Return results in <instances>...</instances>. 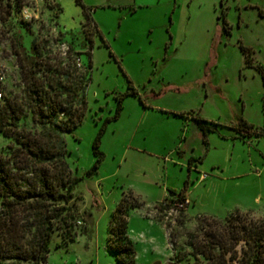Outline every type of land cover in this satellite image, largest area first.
<instances>
[{
  "label": "rangeland",
  "instance_id": "obj_1",
  "mask_svg": "<svg viewBox=\"0 0 264 264\" xmlns=\"http://www.w3.org/2000/svg\"><path fill=\"white\" fill-rule=\"evenodd\" d=\"M80 2L0 0V104L15 99L19 118L14 131L0 135V155L21 189L28 187L30 163L15 138L41 131L25 100L24 66L37 63V76L59 70L62 82L64 74L70 83L78 74L89 76L82 120L64 136L65 162L77 180L71 202L78 217L71 223L72 241L51 234L45 264H115L108 225L127 193L134 198L126 218L134 264H200L203 258L187 244L196 236L200 248L209 246L204 234L211 220L235 212L264 219V136L242 142L231 138L235 132L227 126L237 118L258 130L264 126V87L255 67H264V0ZM22 6L36 18L19 20ZM83 8L96 29L92 36ZM220 12L229 34L216 19ZM238 44L252 50L250 66ZM128 83L138 96H125L113 120ZM181 113L218 123L207 145L197 124ZM100 130L102 158L87 176ZM191 153L201 161L189 172ZM184 183L187 214L159 205L163 194L178 193Z\"/></svg>",
  "mask_w": 264,
  "mask_h": 264
},
{
  "label": "trees",
  "instance_id": "obj_2",
  "mask_svg": "<svg viewBox=\"0 0 264 264\" xmlns=\"http://www.w3.org/2000/svg\"><path fill=\"white\" fill-rule=\"evenodd\" d=\"M81 5L80 0H74ZM82 6V5H81ZM84 22H89L92 32L95 26L90 22L88 11L83 8ZM224 34H229L230 26L225 20V14L220 12L216 18ZM87 43L92 46L89 38ZM244 58V66H250L252 50L238 44ZM37 63L29 62L22 72V84L28 108L40 128L37 134H21L15 138L19 146L18 153L30 163L28 187L17 186V178L10 169L8 159L0 155V263L5 264H45L48 253V243L54 231L62 241H72V225L78 217L71 202L76 179L70 177L65 162L66 145L64 136L71 132L82 120L85 110V87L89 81L88 72L72 77L59 70L48 71L37 76ZM256 70L262 78L264 87V67L256 65ZM90 69V61L87 65ZM125 96L137 97L136 90L128 83L126 91L119 95L113 120L122 109ZM15 99H3L0 104V135L6 136L16 129L17 104ZM61 115V118H58ZM203 142L207 133L214 131L218 123L209 122L195 114ZM241 141L264 136V126L258 130L242 118L229 125ZM99 131L92 143V153L95 163L89 176L95 170L102 158L98 151ZM194 161L188 159L187 165ZM186 183L178 192H169L159 203L168 207L174 201H182L185 197ZM130 193L123 194L117 203L108 225L107 247L115 254V264H134V251L127 237L126 218L128 209L134 208ZM178 211V212H184ZM211 229L204 234L209 246H198L196 236H191L188 246L193 252L203 258L200 264H264V219L248 218L247 213H231L222 221L211 220ZM30 236V240L28 237ZM241 243V244H239ZM236 249V247H238ZM181 258H176L179 261Z\"/></svg>",
  "mask_w": 264,
  "mask_h": 264
},
{
  "label": "built area",
  "instance_id": "obj_3",
  "mask_svg": "<svg viewBox=\"0 0 264 264\" xmlns=\"http://www.w3.org/2000/svg\"><path fill=\"white\" fill-rule=\"evenodd\" d=\"M18 18L21 21L24 22H30L32 19H35V13H33L31 11L30 8L26 7V6H22L19 11H18ZM76 61V67L79 68L80 67V62L78 59L75 60ZM4 79V75L2 73H0V82H2ZM1 97V95H0ZM199 180H203L205 178L204 174H201L199 177ZM189 205V201L187 198H184L182 201L176 202L174 201L173 203L169 204V209L170 210H174L176 212L178 211H183L186 210L187 206Z\"/></svg>",
  "mask_w": 264,
  "mask_h": 264
},
{
  "label": "crops",
  "instance_id": "obj_4",
  "mask_svg": "<svg viewBox=\"0 0 264 264\" xmlns=\"http://www.w3.org/2000/svg\"><path fill=\"white\" fill-rule=\"evenodd\" d=\"M181 115H182V117L184 118V120H193L194 121V114H185V113H181ZM195 122V121H194ZM248 123V122H247ZM227 126H229V125H227ZM199 129V128H198ZM200 131V130H199ZM208 134V133H207ZM207 134H206V137H207ZM200 135V137H201V142H202V144L203 145H207V143H206V137H205V142H203V139H202V136H201V134H199ZM231 138L232 139H237L238 137H237V135H236V133H234V135L232 134L231 135ZM241 141V140H240ZM247 141V140H246ZM246 141H242V142H246ZM177 153V155H179L180 153L179 152H176ZM192 155L188 158V159H190V158H192L193 160H197V161H194V162H192L191 164H190V166H188L187 165V168H188V170H189V172L190 171H192V169L193 170H196V166H197V164L198 163H200V161H201V159H200V157H199V155H196L197 153H191ZM188 161V160H187ZM165 197H167L166 195H164L163 194V197L162 198H160L159 200H158V203H160L161 201H163L164 200V198ZM184 197L185 198H187L186 197V195H184ZM188 199V198H187ZM189 201V200H188ZM189 205H190V203H189ZM189 205L187 206V208L189 207ZM187 208H186V210H187ZM186 210H185V213H186ZM187 214V213H186Z\"/></svg>",
  "mask_w": 264,
  "mask_h": 264
},
{
  "label": "water",
  "instance_id": "obj_5",
  "mask_svg": "<svg viewBox=\"0 0 264 264\" xmlns=\"http://www.w3.org/2000/svg\"><path fill=\"white\" fill-rule=\"evenodd\" d=\"M168 264H175V263H173V262H168Z\"/></svg>",
  "mask_w": 264,
  "mask_h": 264
}]
</instances>
